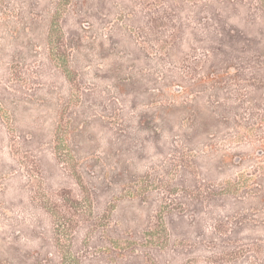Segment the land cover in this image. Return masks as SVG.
<instances>
[{
	"label": "trees",
	"instance_id": "obj_1",
	"mask_svg": "<svg viewBox=\"0 0 264 264\" xmlns=\"http://www.w3.org/2000/svg\"><path fill=\"white\" fill-rule=\"evenodd\" d=\"M239 2L259 9L256 34L225 14V4L238 12ZM263 23L264 0H0V264H264ZM191 29L201 36L188 52H223L224 32L238 41L229 47L246 61L236 65L257 67L246 85L261 96L231 101L226 111L220 94L235 73L214 68L200 79L210 90L209 119L191 109L178 121L181 136L199 147L225 135L221 125L256 113L259 133L244 138L260 146L256 154L208 156L204 167L198 156L172 161L171 146L146 153L176 122L142 97L158 93V70ZM210 31L216 39L205 37ZM96 62L107 95L81 88ZM81 92L84 102L73 99ZM92 96L121 125L85 107ZM96 122L112 132L104 142ZM56 227L70 235L75 259L64 257Z\"/></svg>",
	"mask_w": 264,
	"mask_h": 264
},
{
	"label": "rangeland",
	"instance_id": "obj_2",
	"mask_svg": "<svg viewBox=\"0 0 264 264\" xmlns=\"http://www.w3.org/2000/svg\"><path fill=\"white\" fill-rule=\"evenodd\" d=\"M240 8L238 12H235L232 10V5L225 4L224 12L225 14H231V19L237 24V26L241 29H243L245 32L250 34H256L258 32L259 26L262 24V19L260 15L259 9L252 10L247 6V3L239 2ZM234 12V13H233ZM264 24V23H263ZM201 34L197 33L191 29L189 32V38L188 40H184L182 45L183 47L179 50H175L174 54L172 55V59H168L166 64H163V66L158 70L157 77L158 82L153 87L157 89V94H155V97L150 100V97H142V101L144 103H153L156 105V107L160 109L159 113L162 114V116L166 117V119L171 122L175 123L176 126L172 127L169 126V130L165 132V140L161 142V144L155 145H148V148H146V153L152 156L154 154L155 157H158V152H167L170 148L175 149L176 151L173 153V156H175V159L172 157V161H176L177 163H180L181 160L184 159H190V162L193 160V157L198 156L199 159L203 162L204 167H206L205 161L209 158L208 156H220L221 154H224L226 156V161H235L239 160V152L241 154H256L257 150L259 149V145L255 143H247L244 141V138L246 135H256L259 133V125L258 121L260 119L258 118L257 114L255 113L254 118L250 120L249 123L246 121H241L237 124H228V125H221V130L225 135H222L215 141H207L204 144L200 145L199 147L196 146V144L189 145L185 142L183 139V136H181L183 129L180 127L178 121L182 119L183 117H188L190 114V110L194 108H200L202 113V116L204 118H208L206 114H203V112H208L207 105L210 103V98L208 96L209 89L204 88V83L200 80L202 77H205L210 71L214 70H231L235 74H232L233 76H230V79L227 80L226 85L227 88H223V91L221 92V96L223 99V103H225V110H228V106L230 105L231 101L234 103H238V100L241 99H247V95H252L254 99L260 98L261 93L259 90L255 89L252 86H247L246 83L249 81L248 79H251L254 75L252 74V71L257 68L252 63V61L247 62L244 64L246 66V72L247 76L246 79L244 76H242L243 71L241 68L244 69V66L236 65L237 62H244L246 61V55H242L233 47H229V45L237 46L238 41L230 40V37L228 36L227 32H224V40H222L223 43H227L228 48L225 49L223 52L220 53H212L208 51L199 50L198 52H188V48L190 47V42H195L194 38L200 37ZM205 37L210 40L211 38L216 39V35L213 32H209L208 34H205ZM229 37V38H228ZM241 56V58H240ZM243 56V57H242ZM237 60V61H236ZM236 61V62H235ZM247 61H249V58H247ZM235 63V64H234ZM231 64H234L231 66ZM238 64V63H237ZM93 65V75L89 74V78L93 77L92 82L90 84H82V89H87L88 87H91L92 90L95 89V91H101L102 94L106 93L105 89L107 88V83L102 82V79L96 77L94 73L97 72L95 66ZM241 69V70H240ZM89 83V81H88ZM225 85V86H226ZM106 87V88H105ZM204 88V90H203ZM81 89V90H82ZM111 89V88H110ZM125 90V89H124ZM128 90V88H127ZM128 94V93H127ZM79 97H74L75 100H84L86 97L82 95V92L79 94ZM107 95V93H106ZM109 95V94H108ZM123 95H125L123 93ZM123 98L126 99V105H129V98L128 96H123ZM94 97L92 100L90 99L88 102H86L85 107L91 106L92 109L97 110L98 114H101L105 117L107 121H112V126L119 123L121 125L120 118L121 116H113V114H109V106L102 105L99 101H97V97ZM245 97V98H244ZM144 99V100H143ZM249 101V100H247ZM247 103V102H246ZM247 105V104H246ZM82 106V103L80 104ZM105 107V108H104ZM243 109V108H242ZM69 110V106L64 105V109H60V117L62 118L61 127L67 128L68 121H69V114H67ZM56 110H51L50 115L55 113ZM244 111V110H243ZM247 114H249V111H246ZM245 116H247L245 114ZM232 117V116H231ZM264 117V116H263ZM52 121V118L50 119ZM46 121V120H45ZM37 123H42V119H38L36 121ZM53 125L50 127L51 130H53ZM104 126L97 124V122L93 126V130L97 133L99 139L104 142L106 138H108L109 135H111V131L103 130ZM68 130V129H67ZM66 130V134L68 131ZM205 135H196V141L202 140ZM171 140H173V144L171 143ZM66 142V141H65ZM84 145H89V143H84ZM212 145V146H211ZM66 151V157L69 152L68 145L65 144L63 149ZM170 151V150H169ZM210 154V155H209ZM174 161V162H175ZM175 172V171H174ZM173 172V173H174ZM198 175L200 174V171L197 169ZM217 173V172H216ZM202 175H200L201 177ZM245 178H250L251 175H243ZM219 178L222 177V175L218 176ZM1 186V184H0ZM34 194V191H32ZM17 193L16 189H12V195ZM36 210H26L23 213V216L27 219H30L33 216V213ZM5 213V212H4ZM38 214V213H37ZM0 216L2 217L3 214L0 211ZM34 217V216H33ZM56 233L59 237V243L63 251L65 252V258L68 261H71L75 259L73 256L74 250L70 249V235L64 233L66 230L64 228L61 229V227H56ZM68 232V231H67ZM26 237V236H25ZM25 237H23L22 241H25ZM31 244L36 245L38 242L37 240L32 241ZM35 249V247H34ZM72 250V251H71Z\"/></svg>",
	"mask_w": 264,
	"mask_h": 264
}]
</instances>
